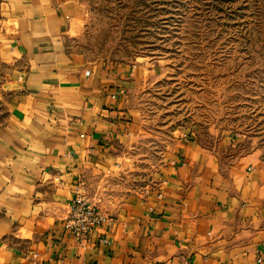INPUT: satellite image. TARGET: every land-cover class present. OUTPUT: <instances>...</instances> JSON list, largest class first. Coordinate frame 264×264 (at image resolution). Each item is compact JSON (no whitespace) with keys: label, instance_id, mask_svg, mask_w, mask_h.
Returning <instances> with one entry per match:
<instances>
[{"label":"crops","instance_id":"obj_1","mask_svg":"<svg viewBox=\"0 0 264 264\" xmlns=\"http://www.w3.org/2000/svg\"><path fill=\"white\" fill-rule=\"evenodd\" d=\"M85 15V0H0V264H264V160L197 137L148 191L102 204L111 225L64 231L77 190L135 167L145 76L69 49Z\"/></svg>","mask_w":264,"mask_h":264},{"label":"rangeland","instance_id":"obj_2","mask_svg":"<svg viewBox=\"0 0 264 264\" xmlns=\"http://www.w3.org/2000/svg\"><path fill=\"white\" fill-rule=\"evenodd\" d=\"M85 1L69 49L145 70L132 95L140 112L135 167L124 179L85 186L92 203L102 210L111 198L148 191L182 138L197 137L226 159L264 160V0Z\"/></svg>","mask_w":264,"mask_h":264},{"label":"built area","instance_id":"obj_3","mask_svg":"<svg viewBox=\"0 0 264 264\" xmlns=\"http://www.w3.org/2000/svg\"><path fill=\"white\" fill-rule=\"evenodd\" d=\"M158 197H161V192L158 193ZM112 222V217L77 190L69 203L67 216L62 221V228L76 240L82 241L90 237L95 229L109 226ZM98 241L108 243L105 237H100Z\"/></svg>","mask_w":264,"mask_h":264}]
</instances>
